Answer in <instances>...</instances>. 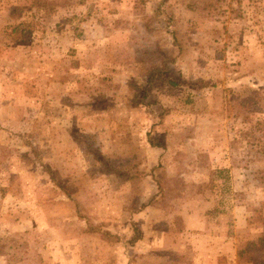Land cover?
<instances>
[{"label":"rangeland","instance_id":"374dc122","mask_svg":"<svg viewBox=\"0 0 264 264\" xmlns=\"http://www.w3.org/2000/svg\"><path fill=\"white\" fill-rule=\"evenodd\" d=\"M0 264H264V0H0Z\"/></svg>","mask_w":264,"mask_h":264},{"label":"trees","instance_id":"16d2710c","mask_svg":"<svg viewBox=\"0 0 264 264\" xmlns=\"http://www.w3.org/2000/svg\"><path fill=\"white\" fill-rule=\"evenodd\" d=\"M149 144L152 145V146H156V144H154V143L151 142L150 140H149ZM134 231H135L136 236H137V234H138V230L135 228ZM135 241H137V237L134 236V238L131 240V242H135ZM239 255H240V254H239Z\"/></svg>","mask_w":264,"mask_h":264}]
</instances>
